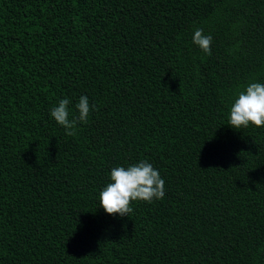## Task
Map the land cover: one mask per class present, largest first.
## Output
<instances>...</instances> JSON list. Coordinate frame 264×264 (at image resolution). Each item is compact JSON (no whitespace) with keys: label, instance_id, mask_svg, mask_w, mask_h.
I'll list each match as a JSON object with an SVG mask.
<instances>
[{"label":"trees","instance_id":"1","mask_svg":"<svg viewBox=\"0 0 264 264\" xmlns=\"http://www.w3.org/2000/svg\"><path fill=\"white\" fill-rule=\"evenodd\" d=\"M0 264H264V0H0Z\"/></svg>","mask_w":264,"mask_h":264}]
</instances>
